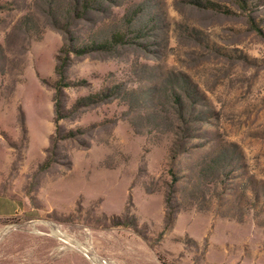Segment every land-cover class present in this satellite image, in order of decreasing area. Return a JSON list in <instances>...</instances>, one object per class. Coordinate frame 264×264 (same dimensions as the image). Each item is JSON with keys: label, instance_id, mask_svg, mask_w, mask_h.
Wrapping results in <instances>:
<instances>
[{"label": "rangeland", "instance_id": "1", "mask_svg": "<svg viewBox=\"0 0 264 264\" xmlns=\"http://www.w3.org/2000/svg\"><path fill=\"white\" fill-rule=\"evenodd\" d=\"M0 264H264V0H0Z\"/></svg>", "mask_w": 264, "mask_h": 264}, {"label": "trees", "instance_id": "2", "mask_svg": "<svg viewBox=\"0 0 264 264\" xmlns=\"http://www.w3.org/2000/svg\"><path fill=\"white\" fill-rule=\"evenodd\" d=\"M90 1L92 2V0H90ZM85 2H86V0H85ZM104 44L106 45V44H107V42H106V43H104ZM104 44H103V45H104ZM56 70H58V72H60V73H61V72H62V66H61V65H57V66H56Z\"/></svg>", "mask_w": 264, "mask_h": 264}]
</instances>
